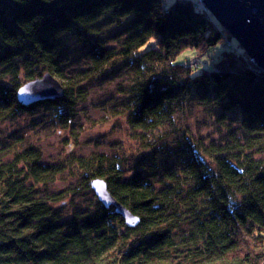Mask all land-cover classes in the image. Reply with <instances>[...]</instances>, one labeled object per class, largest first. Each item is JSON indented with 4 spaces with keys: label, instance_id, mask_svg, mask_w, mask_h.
I'll return each mask as SVG.
<instances>
[{
    "label": "trees",
    "instance_id": "obj_1",
    "mask_svg": "<svg viewBox=\"0 0 264 264\" xmlns=\"http://www.w3.org/2000/svg\"><path fill=\"white\" fill-rule=\"evenodd\" d=\"M201 4L0 0V123L41 108L58 129L74 131L76 105L115 74L128 79L115 107L133 130L176 132L184 101L239 121V133L219 144L184 131L166 155L132 171L106 153L45 164L41 150H12L17 142L9 147L0 137V264H264V157L253 153L264 146V69L243 49L224 51L199 74L173 63L185 49L230 36ZM69 48L77 68L65 63ZM42 73L63 82L66 94L22 105L19 88ZM70 166L84 189L105 180L140 223L129 226L98 200L92 211L61 215L64 196L48 187Z\"/></svg>",
    "mask_w": 264,
    "mask_h": 264
},
{
    "label": "rangeland",
    "instance_id": "obj_2",
    "mask_svg": "<svg viewBox=\"0 0 264 264\" xmlns=\"http://www.w3.org/2000/svg\"><path fill=\"white\" fill-rule=\"evenodd\" d=\"M166 1L171 4L175 0ZM232 49H243L234 37L201 50L198 48L185 49L174 58L173 63L186 65L192 74H199L204 69L213 70L222 53ZM75 53L74 49L69 48L64 59L65 63L72 62L71 67L77 68L78 61L76 62L74 57ZM81 64L85 63L81 62ZM65 68L63 72L66 77L71 70L68 67ZM42 74L37 79H43L46 73ZM115 75L116 77L102 78L94 83L87 100L76 105L73 111L75 125H71L74 131L58 129L57 123L50 121L48 112L39 108L31 113L26 112L1 122L0 137L9 147H13L17 142L12 150L30 147L41 150L45 164L59 162L63 164L65 160L72 159L73 155L88 156L93 153H106L116 154L122 160L126 159L127 170L132 171L139 164L151 163L152 158L166 155L169 147L181 143L184 131L190 137H202L206 143L214 142L215 144L223 143L233 132L239 133V121L235 118L232 117L229 120L228 117H222L220 113L207 112L201 105H194L193 101H184L178 106L182 110L181 118L176 122L180 129L171 132L167 128L168 136L166 137H160V133L145 134L133 130L130 122L124 116L118 115L122 108L119 111L115 107L116 98H125L123 94L122 96L119 94L121 92L119 86L128 79L122 74ZM54 78L64 89L63 97L66 94V87L55 76ZM253 153L258 158L264 157V146L253 149ZM176 161L175 159L174 162ZM48 189L51 193L64 196L63 203L57 205V208H59L58 212L61 215L64 214L66 218L86 209L92 211L97 207V200L100 202L92 186L91 189L83 188V177H80L77 169L72 166L59 175ZM100 203L105 207L102 202ZM107 209H114L117 213L115 206Z\"/></svg>",
    "mask_w": 264,
    "mask_h": 264
},
{
    "label": "water",
    "instance_id": "obj_3",
    "mask_svg": "<svg viewBox=\"0 0 264 264\" xmlns=\"http://www.w3.org/2000/svg\"><path fill=\"white\" fill-rule=\"evenodd\" d=\"M218 22L228 30L246 54L255 59L258 67L264 69V0H202ZM64 89L58 80L47 73L43 79H36L22 86L18 100L24 106L55 100L62 97ZM91 186L105 207L115 206L117 213L131 227L140 223V218L121 205L110 193L105 180L96 178Z\"/></svg>",
    "mask_w": 264,
    "mask_h": 264
},
{
    "label": "bare ground",
    "instance_id": "obj_4",
    "mask_svg": "<svg viewBox=\"0 0 264 264\" xmlns=\"http://www.w3.org/2000/svg\"><path fill=\"white\" fill-rule=\"evenodd\" d=\"M199 3H202L200 6H201V8L205 11V12H208V15H209V17H214V15L210 12V10L208 9V7L203 3V1L202 0H197ZM214 19L216 20V21H218L215 17H214ZM219 23V22H218ZM220 24V23H219ZM223 27V26H222ZM226 29V28H225ZM227 30V29H226ZM227 32H228V30H227ZM229 33V32H228ZM229 35H230V33H229ZM230 37H232L231 35L230 36H228L226 39H229ZM244 50V49H243ZM245 54H246V52H245ZM250 61L252 62V63H255L256 64V62H255V59H253V58H251L250 57ZM257 65V64H256ZM27 107V106H26Z\"/></svg>",
    "mask_w": 264,
    "mask_h": 264
}]
</instances>
